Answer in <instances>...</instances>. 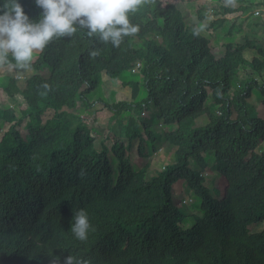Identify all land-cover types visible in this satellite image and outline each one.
<instances>
[{"label":"trees","instance_id":"trees-1","mask_svg":"<svg viewBox=\"0 0 264 264\" xmlns=\"http://www.w3.org/2000/svg\"><path fill=\"white\" fill-rule=\"evenodd\" d=\"M190 2L200 22L223 16L206 28L239 19L252 6L249 0H140L128 13L138 31L117 47L78 30L50 41L30 68L15 67L10 54L0 57V65L18 74L32 71L0 85V103L12 101L21 112L18 117L13 106L0 105V121L10 124L0 137V264H40L51 253L90 264H264V227L250 231L264 221V147L258 151L264 115L251 103L252 96L262 98L264 113V77L238 81L244 67L264 70V45L243 37L224 49L210 46L181 19L177 4ZM20 3L30 19L39 18L34 0ZM92 49L98 50L94 57ZM245 50L257 56L248 60ZM137 63L141 85L130 78ZM103 72L113 86L130 87V97L90 101L103 86ZM98 100L115 118L128 117L122 131L107 129L103 140L110 148L93 128L99 111L90 109ZM152 113L161 132L151 129ZM201 116L205 124L196 125ZM142 132L153 151L161 141L175 147L173 163L150 178L126 155L134 140L145 151ZM210 154V170L223 180L220 187L212 182V193L205 171L190 166L205 164ZM181 181L201 199L199 214L186 213L192 225L184 229L172 197ZM81 208L96 233L86 242L69 233Z\"/></svg>","mask_w":264,"mask_h":264},{"label":"rangeland","instance_id":"rangeland-1","mask_svg":"<svg viewBox=\"0 0 264 264\" xmlns=\"http://www.w3.org/2000/svg\"><path fill=\"white\" fill-rule=\"evenodd\" d=\"M252 2L251 8L245 12L241 17L238 18H230L227 20L224 24L221 26L214 28H206V25L215 19L223 18L222 15L219 13H216L215 15H208L207 18L203 21H199L195 5L193 3L188 4H182L178 3L177 8L180 10L181 19L186 23L188 27L192 30H197L202 35L206 36L210 42V46H216L220 47L222 49L224 43L228 41L233 42H243V37H255L257 41H259L262 45H264V0H249ZM214 4L213 6H215ZM216 7V6H215ZM214 7V8H215ZM235 19V21H234ZM234 23V26L232 30L229 31L228 26L230 24ZM191 32V30H189ZM142 41L140 40H134V43L136 46H139ZM246 59H252L253 57L257 56V53L255 50H245L244 52ZM35 59V58H34ZM132 72L131 79L138 81L139 85L142 84L141 75L136 71ZM32 73V71L28 72L27 70L24 72L23 77H21L19 80H23V78L29 76V74ZM129 75V76H130ZM17 76L15 74L14 66L12 65H0V85L2 83H5L6 80L9 77ZM251 76L255 78L257 81H261L264 77V70L254 71L251 68L244 67L243 69H240L238 73V81L241 79H244L245 77ZM263 76V77H262ZM102 85L96 88V90L89 96L90 101L96 100L98 97L105 99L104 101L109 102V104H112L114 100L116 99V93H121L123 97L129 98L131 95V91L128 88V86L124 87H115L111 84L109 81V78L104 75V72L102 73ZM141 92H143L142 86L140 87ZM140 97H142V94H139ZM0 100H4V95L2 94V91L0 89ZM261 100L262 98L258 96H252L251 103L254 105L257 114L264 115L261 109ZM104 101L98 100L94 104V106L90 109V112H98L96 121L94 123V131L96 133H99L101 138L100 140L104 141V135L108 128L115 126V128L119 131H122L125 127L124 121L127 120V116H120L119 118H115L112 116V112L105 109ZM12 104V105H11ZM2 107H6L7 105H10L9 107L13 106L14 111L16 112V115L18 117L21 116L20 109L17 105L14 104L12 101H3L0 103ZM105 112V114L103 113ZM84 113V111L82 112ZM88 115H85L84 117H87ZM148 114L143 113L142 117L146 120ZM48 115H44V119L47 118ZM96 117V116H95ZM151 117V129L156 132H161L164 128L163 126H160L159 122L155 119V114H150ZM207 118L206 116L199 117L195 123L196 125H204ZM10 124L0 121V137L3 131L7 130L8 126ZM23 131V135H25V130ZM98 134V135H99ZM144 140L146 139L145 143L147 145L145 151L142 150V153L139 152L138 142L136 140L133 141L131 149L126 152V155L129 158L130 163L133 165V167L136 170H140L142 168H146V178H150L152 175L157 173L158 171H162L163 168L173 163V153L175 151V147L170 145L168 142L161 141L156 144V151H153L151 148V143L149 142L148 138L146 137V134L142 132ZM97 142H99L97 140ZM107 148H110L111 144L109 141H104ZM98 144V143H97ZM261 147L258 149L261 150L262 147H264V143L260 145ZM260 152V151H259ZM110 160L113 162V165L115 169H117V161L115 158L111 155V152L108 153ZM213 158L211 154L209 155L208 159L206 160L205 164L201 163H195L194 161H191L190 166L192 168H195L198 171H207V173H204L203 176L205 178L204 184L210 189V192L212 193V182L216 184L218 187H220L221 183L223 182L222 179H218L215 174H213L210 170L211 165L213 164ZM213 176H215L216 180L213 181ZM172 197L174 203L180 205V211H181V221L179 222V225L182 229L191 227L192 223L191 221H186V213L187 214H199L198 208H196L198 205H200L201 199L194 195L192 190L187 188L185 181H181L180 184L172 187ZM264 227V221L260 222L258 224H254L251 226L250 231L251 232H259Z\"/></svg>","mask_w":264,"mask_h":264},{"label":"clouds","instance_id":"clouds-1","mask_svg":"<svg viewBox=\"0 0 264 264\" xmlns=\"http://www.w3.org/2000/svg\"><path fill=\"white\" fill-rule=\"evenodd\" d=\"M139 3L140 0H34L41 14L32 20L20 0H0V57L6 59L10 54L15 67L30 68L36 53L50 41L57 37H71L78 30L117 47L124 36L138 31V25L130 21L128 13ZM97 54V49L89 51L90 57ZM140 67L141 63H137L131 73L135 68L139 73ZM15 74L17 76L12 77L18 80L24 75L16 71ZM69 233L77 242H86L91 234L96 235L85 209L74 212ZM40 264H90V261L72 254L61 260L51 253L44 256Z\"/></svg>","mask_w":264,"mask_h":264},{"label":"crops","instance_id":"crops-1","mask_svg":"<svg viewBox=\"0 0 264 264\" xmlns=\"http://www.w3.org/2000/svg\"><path fill=\"white\" fill-rule=\"evenodd\" d=\"M130 89V88H129Z\"/></svg>","mask_w":264,"mask_h":264}]
</instances>
